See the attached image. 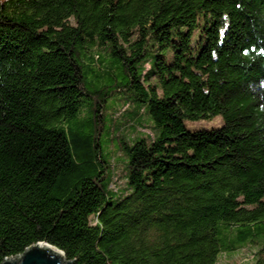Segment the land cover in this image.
<instances>
[{"label": "trees", "instance_id": "16d2710c", "mask_svg": "<svg viewBox=\"0 0 264 264\" xmlns=\"http://www.w3.org/2000/svg\"><path fill=\"white\" fill-rule=\"evenodd\" d=\"M118 95L133 117L111 163ZM43 241L72 264L250 244L238 264H264V0H0V264Z\"/></svg>", "mask_w": 264, "mask_h": 264}, {"label": "rangeland", "instance_id": "374dc122", "mask_svg": "<svg viewBox=\"0 0 264 264\" xmlns=\"http://www.w3.org/2000/svg\"><path fill=\"white\" fill-rule=\"evenodd\" d=\"M84 69H87L84 67ZM86 86L93 90L94 88H99L103 86L105 83H107L106 79H98L95 76L91 74V72L86 73ZM118 86H121L119 84ZM118 86H116L114 89H118ZM99 97V96H96ZM126 103V97L122 95H118L116 97L110 98L107 104L109 114L108 116V123L106 124V128L103 131L102 134V140H103V155L104 157L111 163L115 162L114 155H111L110 148H114L115 156L117 155L120 141L124 139L126 136V121L130 117H133V113L126 112L124 116L122 117H116L118 114V111H121V107ZM114 116V118H113ZM135 119V118H133ZM139 119V118H137ZM137 119H135V124ZM223 123L222 118L217 116L209 120H201V121H195V122H189V126L193 129L195 128H212L220 126ZM113 143L114 146L109 148V143ZM128 160V158H126ZM114 167L112 169V173L114 172ZM110 171V169H109ZM117 188H119L120 191L127 192V182L124 177V171L119 170V177L118 180H116ZM121 192V193H123ZM258 244H250L245 247H243L238 253L233 255H227L223 254L221 258L219 259L218 264H238L242 261H246L248 259H252L253 254L257 251Z\"/></svg>", "mask_w": 264, "mask_h": 264}, {"label": "water", "instance_id": "95a60500", "mask_svg": "<svg viewBox=\"0 0 264 264\" xmlns=\"http://www.w3.org/2000/svg\"><path fill=\"white\" fill-rule=\"evenodd\" d=\"M2 264H72L65 259V253L47 241L27 248L18 258H6Z\"/></svg>", "mask_w": 264, "mask_h": 264}]
</instances>
